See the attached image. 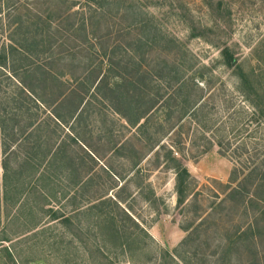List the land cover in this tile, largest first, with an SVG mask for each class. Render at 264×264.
I'll return each mask as SVG.
<instances>
[{"label": "trees", "instance_id": "1", "mask_svg": "<svg viewBox=\"0 0 264 264\" xmlns=\"http://www.w3.org/2000/svg\"><path fill=\"white\" fill-rule=\"evenodd\" d=\"M155 20L143 0H0L3 205L17 219L42 210L38 199L52 197L59 208L48 210L51 218L81 242L82 219L94 216L90 226L98 249L102 239L129 247L125 220L145 233L122 204L136 175L104 167L110 183L103 187L74 148L90 151L87 120L106 109L134 130L133 141L121 143L117 154L130 153L136 165L146 149L157 167L173 170L178 206L189 197L197 205L199 192L177 155L192 147L217 146L227 157L236 152L227 182L213 192L198 224L210 222L221 234L218 264H229L233 254L264 264V150L233 147L231 119L212 120L205 100L214 95L196 83L202 73L194 64L184 67L188 50ZM219 53L238 78L236 91L253 105V119L263 120L264 103L252 100L260 97L250 74L231 48ZM8 237L1 240H13Z\"/></svg>", "mask_w": 264, "mask_h": 264}, {"label": "rangeland", "instance_id": "2", "mask_svg": "<svg viewBox=\"0 0 264 264\" xmlns=\"http://www.w3.org/2000/svg\"><path fill=\"white\" fill-rule=\"evenodd\" d=\"M143 3L154 14L155 23L176 36L188 50L189 60L184 67L194 64L193 68L203 76L196 83L205 88V94L214 95L205 100L212 120L231 119L233 129L228 136L233 147L243 143L249 151L254 147L262 152L264 119H253V105L236 91L238 78L233 69L223 65L219 52L225 46L231 48L242 69L250 74L254 95L260 97L252 100L264 103V0H143ZM104 113L87 120L90 132L86 144L90 151L86 154L74 146L75 151L91 168L90 178L101 176L97 180L105 183L103 187L110 183L104 167L116 174L136 175L128 193L123 195L122 204L129 208L128 214L145 233L120 217L131 235L123 237L129 247L123 249L110 239H102L98 249L92 236L96 231L90 226L94 216L82 219L81 242L51 218L48 210L59 208L55 199L40 198L37 204L42 210H27L15 219L12 209L8 212L3 205L0 186V264H218L221 234L210 222L201 226L198 222L200 216L209 212L213 192H221L227 182L237 160L236 152L227 157L218 153L217 146L208 150L192 147L184 157L177 155L195 178L194 191L199 192L197 205L189 197L178 206L173 170L157 167L153 154H147L146 149L143 154L147 156L137 167L130 153L128 157L119 156L115 149L125 141H133L134 130L118 114L106 109ZM5 235L13 240H1ZM229 264L248 262L233 254Z\"/></svg>", "mask_w": 264, "mask_h": 264}]
</instances>
